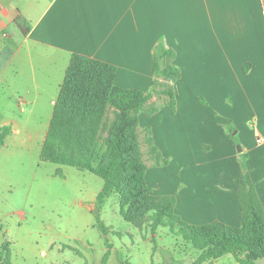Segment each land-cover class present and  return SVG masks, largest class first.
Here are the masks:
<instances>
[{
	"label": "crops",
	"instance_id": "crops-1",
	"mask_svg": "<svg viewBox=\"0 0 264 264\" xmlns=\"http://www.w3.org/2000/svg\"><path fill=\"white\" fill-rule=\"evenodd\" d=\"M156 46L180 74L173 108L137 115L160 156L145 164L150 193L188 224L239 227L242 174L264 209V0H0V160L41 152L73 53L146 92Z\"/></svg>",
	"mask_w": 264,
	"mask_h": 264
},
{
	"label": "trees",
	"instance_id": "trees-1",
	"mask_svg": "<svg viewBox=\"0 0 264 264\" xmlns=\"http://www.w3.org/2000/svg\"><path fill=\"white\" fill-rule=\"evenodd\" d=\"M173 55L171 49L156 46L152 58L153 87L145 92L116 85L114 65L73 53L53 107L40 159L88 170L102 178L103 184L91 209L95 226L104 236L107 247L101 264H108L111 247L101 210L112 193H117L121 212L127 220L150 216L152 250L157 246L156 227L168 217L169 220L178 219L184 225L183 235L199 250V254L187 264H202L227 253L240 264H258L256 261L264 257V209L245 173L238 192L241 197L239 227L218 221L188 224L174 213L173 196L150 194L144 177L146 165L141 159L136 133L137 115L157 110L154 106L147 107L153 93L166 96L165 102L173 108L174 93L170 82L180 74L171 63ZM158 78H163L164 82H159ZM156 85L160 88L156 89ZM109 106L114 109L115 116L107 135L102 137L104 116ZM9 132V126L0 127V145ZM147 142L158 160L160 156L156 148L149 138ZM0 264H12L7 240L0 246ZM120 264L127 262L121 261ZM157 264L181 263L172 256L170 261Z\"/></svg>",
	"mask_w": 264,
	"mask_h": 264
},
{
	"label": "rangeland",
	"instance_id": "rangeland-1",
	"mask_svg": "<svg viewBox=\"0 0 264 264\" xmlns=\"http://www.w3.org/2000/svg\"><path fill=\"white\" fill-rule=\"evenodd\" d=\"M158 79L164 82L163 78ZM155 96L157 99L151 105L147 103V107L167 99L164 95ZM114 116V109L109 106L102 137L107 135ZM39 118H45V112L33 120L42 123L44 120ZM137 138L141 140L138 143L144 164L154 161L148 137L139 132ZM39 154V144H35L22 156L0 160V244L9 241L13 264H101L107 247L91 209L102 178L88 170L43 161ZM119 202L117 193H112L101 210L111 243L108 264H157L170 261L172 256L187 264L199 254L183 235L184 225L168 217L156 227L157 246L152 250L150 216L129 221ZM257 263L264 261L258 259ZM202 264L240 263L227 253Z\"/></svg>",
	"mask_w": 264,
	"mask_h": 264
},
{
	"label": "built area",
	"instance_id": "built-area-1",
	"mask_svg": "<svg viewBox=\"0 0 264 264\" xmlns=\"http://www.w3.org/2000/svg\"><path fill=\"white\" fill-rule=\"evenodd\" d=\"M263 136H261L260 134L257 135L256 139L258 142H260L262 140Z\"/></svg>",
	"mask_w": 264,
	"mask_h": 264
}]
</instances>
